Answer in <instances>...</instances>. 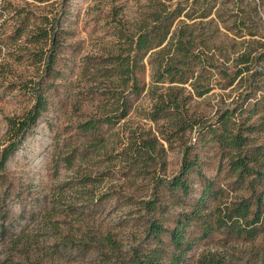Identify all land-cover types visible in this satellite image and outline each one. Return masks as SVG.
Masks as SVG:
<instances>
[{
    "label": "rangeland",
    "instance_id": "obj_1",
    "mask_svg": "<svg viewBox=\"0 0 264 264\" xmlns=\"http://www.w3.org/2000/svg\"><path fill=\"white\" fill-rule=\"evenodd\" d=\"M223 1L229 5L227 11L231 15L252 12L259 33L237 37L223 23L220 39L225 41L228 52L233 54L234 47H244L241 40L245 38L264 41V0L217 3ZM53 3L57 7L56 0H0V149L9 143L8 118L22 114L34 102L31 91L10 82L19 81V74L29 79L39 73V64L30 57L34 43L27 42L24 35L15 37L19 26L16 15L18 10L46 13ZM114 6L123 9H119L117 16H109ZM138 6V0H68V34L56 64L60 76L47 79L48 109L5 168L0 169V264H124L134 248H145L151 242L145 234L149 215L138 202L148 199L153 192L152 175L137 177L136 171L125 167L122 155L131 131L137 130L139 135V131L148 129L163 137L158 127L165 120L154 122L146 116L152 104L150 95L147 91L132 95L127 118L105 125L101 133L84 134L78 128L84 113L94 110L99 98L105 99L100 94L102 90L94 88L98 81L91 75L96 56L106 52L116 39L114 32L134 17ZM213 71L210 91L192 102L197 114L209 119L221 108L233 106L232 101L241 91H250L249 82H253L251 75L246 81L238 79L233 85H222L220 69ZM253 71L256 72L255 68L249 72ZM256 76L254 82L259 83V92H263L264 75ZM254 137L264 139V131H256ZM100 138L101 142L90 146ZM165 147L158 175L169 177L181 167L182 140L165 142ZM73 152L75 159L69 165L65 157ZM196 153L201 170L197 168L189 175L191 194L184 197L180 191L163 189L164 199L166 195L175 199L166 213L172 219L196 203L208 185L210 204L243 191L228 172L225 152L217 143L198 142L193 149V155ZM86 175L99 180L86 183ZM260 189H264V182ZM189 232L196 242L181 264H201L204 255L212 254L221 260L219 264H264V220L253 239L222 230L201 237L196 223ZM107 233L116 240L115 250L99 244L101 235Z\"/></svg>",
    "mask_w": 264,
    "mask_h": 264
},
{
    "label": "trees",
    "instance_id": "obj_2",
    "mask_svg": "<svg viewBox=\"0 0 264 264\" xmlns=\"http://www.w3.org/2000/svg\"><path fill=\"white\" fill-rule=\"evenodd\" d=\"M43 1V0H39ZM134 17L114 32L116 39L96 56L91 72L97 90L105 99H98L94 110L84 113L78 124L82 133H101L105 125L120 123L131 110L132 95L147 91L152 99L146 116L154 121L165 120L158 127L163 137L150 130L131 131L128 144L122 149L125 167L135 175L150 176L153 192L148 199H140L141 208L149 215L145 234L151 242L145 248H134L124 264H181L193 248L196 238L190 235L193 223L199 225L201 237L216 231H226L238 237L253 239L261 231L264 220V139H255L256 131H264V91L255 83L258 74L264 75V41L241 40L240 49L231 54L220 39L222 24L237 37L258 35L252 12L229 14L226 1L217 0H138ZM46 13L18 10V28L15 37H26L34 43L30 57L39 67L36 75L10 85H21L31 91L34 100L30 108L20 115L8 118L9 143L0 149V169L17 151L27 134L47 111V79L60 76L56 71L58 55L68 34L65 28L68 0H56ZM192 4V5H191ZM123 9L114 6L109 16H117ZM250 21V22H249ZM220 39V40H219ZM225 52L217 53V50ZM238 53V54H237ZM255 68L256 72H249ZM41 69V72H40ZM150 69V80H147ZM214 70L220 69L222 85H233L236 80L249 82L250 91H241L233 106L221 108L209 119L197 114L193 100L205 96L211 89ZM94 90V89H92ZM182 140L183 159L179 171L169 177L158 175L161 159L165 155V142ZM195 139V142H193ZM103 138L91 142L96 146ZM198 142L217 143L224 150L227 169L242 193L209 203L207 195L211 185L188 210L172 219L166 213L175 199L163 194L180 191L184 197L192 192L189 177L201 170L200 157L193 149ZM75 153L67 155L69 165ZM85 156H82V159ZM98 177L86 175V183H95ZM133 183V182H132ZM131 183V185H132ZM166 200V201H165ZM168 238V240H166ZM100 246L117 248L111 234H103ZM215 255H204L201 264H219Z\"/></svg>",
    "mask_w": 264,
    "mask_h": 264
}]
</instances>
